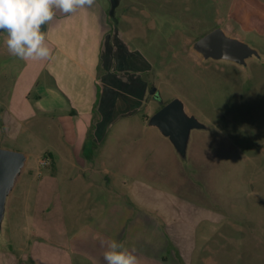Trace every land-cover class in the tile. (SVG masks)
<instances>
[{"label":"rangeland","instance_id":"obj_1","mask_svg":"<svg viewBox=\"0 0 264 264\" xmlns=\"http://www.w3.org/2000/svg\"><path fill=\"white\" fill-rule=\"evenodd\" d=\"M99 1L110 25L150 64L149 71L142 73L146 96L139 119L152 126L154 112L175 100L195 121L183 154L157 127L150 131L158 134L150 148L174 150L180 164L179 174L163 170L169 181L152 187L164 195L153 197L174 207L180 206L181 199L190 205L160 222L167 224V232L163 228L158 234L154 225L144 236L152 257H162L158 264H264V13L255 12L257 0L250 4L251 13L244 14L247 26L236 21L233 30L226 29V23L230 16H238L231 9L239 0ZM257 2L264 8V0ZM218 28L233 33L256 55L249 56L245 65L204 58L194 44ZM0 39V89L10 90L23 63L8 53L6 33L0 32ZM3 93L0 97H5ZM136 135L115 142L120 164L131 161L124 152ZM61 143L53 124L35 136L28 131L15 141H0L1 149L28 155L6 197V216L0 222V264H60L59 254L42 250L32 254V248L38 242L63 249L69 241L73 264H105L97 259L101 244L95 237L111 235L117 223L108 222V228L100 230L93 218L111 203L135 199L128 188L133 180L124 176L125 186L118 183L119 188L104 190L93 206L95 195L89 200L82 183L68 181V176H77V166L64 162L52 168L39 166L48 158L43 155L45 149L62 154ZM53 169H58L59 179L52 197L45 176ZM118 177L123 182V174ZM198 209L208 214L201 216ZM38 227L49 235H38ZM115 234L112 238L130 250L142 247L144 251L145 245L128 238L125 229Z\"/></svg>","mask_w":264,"mask_h":264},{"label":"crops","instance_id":"obj_2","mask_svg":"<svg viewBox=\"0 0 264 264\" xmlns=\"http://www.w3.org/2000/svg\"><path fill=\"white\" fill-rule=\"evenodd\" d=\"M257 1L255 12L264 13V8H259ZM252 2L253 0H239L238 4L232 5L231 12L238 16L229 17L226 29L237 28L234 26L236 21L242 27L247 26L244 25L248 23L244 20V14L251 13ZM261 5L264 4L261 2ZM224 33L228 37H236L233 33ZM46 41L53 50V57L50 60H22L23 65L10 90L0 89L1 94H6L5 97H0V102H4L0 103V141H15L28 131L35 136L43 127L53 124L58 129L60 143L62 141V154L45 149L43 155L47 154L46 157L50 160L47 168L58 166L59 162L70 167L77 166V176H68V181L82 183L87 190L85 193L89 194V200L94 194L96 199L93 198V206L101 200L104 190L111 192L120 187L118 183L125 186L127 179L133 180L128 188L136 200L132 197L111 203L102 208L98 213L99 217L93 219L97 221L96 225L100 230L107 229L108 222H116L117 227L112 226L111 235L107 234L108 237L104 234L103 238L113 240L112 235L117 236L116 230L125 229L128 238L133 237L136 242L145 245L144 251L142 247L135 250L140 264H154L156 260L158 264L162 257H152L153 250L150 244H146L144 236L152 232L154 225L158 234H162L163 228L167 232V224L164 226L160 222L171 220L172 215L183 212L189 203L181 199L177 203L180 206L174 207L168 201L153 197V194L164 195L152 187L169 181L163 177V170L179 174L180 164L179 156L174 150L161 148L155 151L150 148L152 139L158 134L150 132L154 126L138 117L146 96V83L142 80V73L149 71L150 64L138 51L131 50L120 31L110 25L108 12L99 0H95L90 8H78L68 15L57 10L54 20L47 26ZM182 111L190 117L183 105ZM134 129L142 131L138 134ZM129 135H136L133 136L134 143L124 152L131 161L122 165L119 153L115 150V142L124 136L129 138ZM22 155L25 166L28 155ZM162 165L166 167H161ZM57 170L53 169L52 173L45 176L46 184L51 187L52 197L59 179ZM118 174H123L127 179L124 177L123 182L117 181ZM198 210L201 216L208 214L206 209ZM21 215L23 216V212ZM40 229L37 228L40 232L38 235H49ZM71 245L69 241L66 248L60 249L37 242L32 248V254L41 250L44 253L55 252L60 256V264H73ZM103 251L101 246L97 254L98 261L105 262ZM35 261L40 263L36 259Z\"/></svg>","mask_w":264,"mask_h":264},{"label":"clouds","instance_id":"obj_3","mask_svg":"<svg viewBox=\"0 0 264 264\" xmlns=\"http://www.w3.org/2000/svg\"><path fill=\"white\" fill-rule=\"evenodd\" d=\"M95 0H0V32L6 33L7 51L21 60H50L47 26L56 11L68 15L78 8H90ZM104 248L105 264H140L135 250H130L117 240H105L97 235Z\"/></svg>","mask_w":264,"mask_h":264},{"label":"water","instance_id":"obj_4","mask_svg":"<svg viewBox=\"0 0 264 264\" xmlns=\"http://www.w3.org/2000/svg\"><path fill=\"white\" fill-rule=\"evenodd\" d=\"M194 50L206 59H223L239 65H245V60L249 56L256 55V52L247 45L226 36L220 28L195 42ZM194 122L192 117L184 115L182 103L175 100L162 106L150 119V124L168 136L181 154L184 153L188 130L191 126H195ZM24 160L22 154L0 148V222L4 215L7 194L13 186L16 176L20 173Z\"/></svg>","mask_w":264,"mask_h":264},{"label":"built area","instance_id":"obj_5","mask_svg":"<svg viewBox=\"0 0 264 264\" xmlns=\"http://www.w3.org/2000/svg\"><path fill=\"white\" fill-rule=\"evenodd\" d=\"M50 164V160L48 158H45V159H42L40 162H39V166L41 168H44L46 166H48Z\"/></svg>","mask_w":264,"mask_h":264},{"label":"trees","instance_id":"obj_6","mask_svg":"<svg viewBox=\"0 0 264 264\" xmlns=\"http://www.w3.org/2000/svg\"><path fill=\"white\" fill-rule=\"evenodd\" d=\"M89 140V139H88ZM47 155V154H46ZM48 157V156H47Z\"/></svg>","mask_w":264,"mask_h":264}]
</instances>
